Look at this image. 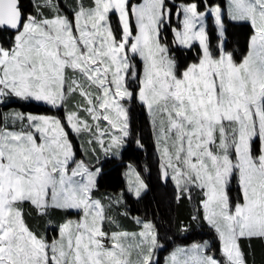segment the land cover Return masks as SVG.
Instances as JSON below:
<instances>
[{
  "label": "snow or ice",
  "instance_id": "snow-or-ice-1",
  "mask_svg": "<svg viewBox=\"0 0 264 264\" xmlns=\"http://www.w3.org/2000/svg\"><path fill=\"white\" fill-rule=\"evenodd\" d=\"M67 8L33 0L26 11L21 0H0V33L9 34L0 41V105L65 109L63 119L0 111V264H156V226L127 203L148 191L141 171L123 164L125 187L98 195L105 164L145 147L133 101L146 113L160 179L173 182L177 201L199 193L191 219L219 242V258L204 241L176 248L166 264H254L241 242L264 241V0H73ZM229 21L250 28L239 60ZM194 47L186 63L173 52ZM70 132L86 137L79 152ZM128 218L139 231L123 228Z\"/></svg>",
  "mask_w": 264,
  "mask_h": 264
},
{
  "label": "trees",
  "instance_id": "trees-1",
  "mask_svg": "<svg viewBox=\"0 0 264 264\" xmlns=\"http://www.w3.org/2000/svg\"><path fill=\"white\" fill-rule=\"evenodd\" d=\"M26 11L32 10L33 0H21ZM181 3L183 0H175ZM175 23L178 24V21ZM209 34L213 43L215 42V35L212 32L211 23L209 24ZM165 37L171 41L172 34L169 31H165ZM250 35V28L247 25H238L229 21L228 28V46L229 50H234L236 58L239 60L247 52L248 36ZM9 39L8 33H0V41ZM198 47H194L192 50L187 49H173V52L180 58L182 63L190 62L195 59ZM14 108L22 110L23 112L39 113L43 110V106H39L33 102L19 101L14 104H10ZM131 116L133 128L144 137L145 147L141 150H130L123 155L121 159H112L104 166L105 175L100 181V193L114 192L125 187V176L123 175L126 168L123 164L132 163L143 172V176L146 181L151 185L150 192L143 195L142 198L136 200L135 198H127V203L131 208V216L146 214L145 218H149L154 221L158 231L161 233L159 242L164 243V247L160 248L161 251H169L170 248L176 244L189 245L194 242L208 240L211 245L212 251L219 258V242L215 237L213 230L202 220H192L193 215H199L197 212L200 196L198 192H193V199H181L177 201L173 197H168L167 200H162L156 194V187L154 186L153 176V164H152V151L155 146L150 136L149 125L147 123V116L143 108L138 102H131ZM4 107L0 105V111H3ZM63 117V115H62ZM73 144L79 152V141L76 136L72 135ZM168 182V181H167ZM165 182V183H167ZM233 195L237 193V187L235 184L232 186ZM25 211L29 214L31 222H38L41 228L47 229L44 221H36L31 218L35 217V213L31 206L25 205ZM144 214V215H145ZM61 214H56V219H59ZM122 224L131 230H138L139 225L135 224L130 218L122 219ZM182 225L187 226V231H181ZM164 232V233H163ZM163 234V235H162ZM161 243V244H162ZM251 245L250 249L248 245ZM242 247L248 252L249 260L254 261V264H264V241L252 240L242 241ZM158 253L156 250L155 255ZM164 253V252H163ZM158 256V254H157ZM162 258L160 252L157 257L156 264L160 262Z\"/></svg>",
  "mask_w": 264,
  "mask_h": 264
},
{
  "label": "rangeland",
  "instance_id": "rangeland-1",
  "mask_svg": "<svg viewBox=\"0 0 264 264\" xmlns=\"http://www.w3.org/2000/svg\"><path fill=\"white\" fill-rule=\"evenodd\" d=\"M130 2L132 3H135L136 0H130ZM175 2V0H170V4H173ZM60 3H61V7L62 8H65V10L67 11L68 8L67 6L71 5L73 3V0H60ZM176 5H178V2H176ZM111 21L113 23V26L114 27H118V20H117V16L115 14L111 15ZM166 33H164L165 35ZM169 40V39H168ZM133 64L135 65L136 67V70L139 72L141 69H142V62L140 61V59L138 57H134L133 59ZM80 100V98L77 96L75 97L74 100H72L69 104V107H71V105L73 103H76ZM26 102H33L35 104H38L39 106H43V110L39 113H34V112H26L25 113H33V114H44V115H56V116H59L61 117V119H63L62 115H64V111L65 109H52L49 105H46V104H43V103H40V102H35V101H26ZM131 106V105H130ZM10 109H17V108H14L12 106H9V108H4L3 112H7L9 111ZM19 110V109H17ZM22 111V110H20ZM101 126L103 127V122L101 124ZM70 134V138H72V135L76 136V134L74 133H69ZM76 139L79 141V144L80 146L84 143L86 137H83V136H76ZM73 141V139H72ZM79 146V148H80ZM151 159H152V164H153V167H154V170H153V176H154V186L156 187V194H158L159 198H161L162 200H167L168 197H173L175 199V188H174V184L171 180H168L167 183H165L164 181H162L159 177V171H158V156H157V151L156 149L154 148V150L152 151V156H151ZM132 164V163H131ZM134 165V164H133ZM137 170L141 171L140 169H138V167L136 165H134ZM141 175L143 176V172L141 171ZM144 177V176H143ZM145 179V178H144ZM146 181V179H145ZM147 182V181H146ZM148 183V182H147ZM149 187H148V191L144 194L146 195L147 193H149L150 191V184L148 183ZM145 214V213H144ZM142 213V215H133V216H139L141 217L142 219H145V220H150L152 221L151 219L149 218H145L144 216H146V214L144 215ZM154 223V221H152ZM122 223V221H121ZM47 226V225H46ZM123 228L128 230V231H139L140 228L138 230H131L129 228H126L123 224H122ZM156 229L158 231V228L156 226ZM41 231H46L45 228H41ZM159 233V237L161 235V233L158 231ZM164 233V232H163ZM54 234V233H53ZM163 235V234H162ZM204 241H208V240H204ZM204 241H198V242H194V243H203ZM160 242V245H161V250L162 248L164 247V243ZM178 247H185L187 248L185 245H182V244H179V243H176L174 244L169 251L165 252V251H161L160 248H158V256L157 254L155 255L156 256V260H157V257H159V252L162 256V258H159L160 259V262L158 264H166L170 254L172 252H174L176 250V248ZM164 252V253H163Z\"/></svg>",
  "mask_w": 264,
  "mask_h": 264
},
{
  "label": "crops",
  "instance_id": "crops-1",
  "mask_svg": "<svg viewBox=\"0 0 264 264\" xmlns=\"http://www.w3.org/2000/svg\"><path fill=\"white\" fill-rule=\"evenodd\" d=\"M193 243H191V244H189V245H185L186 247H189V246H191Z\"/></svg>",
  "mask_w": 264,
  "mask_h": 264
}]
</instances>
